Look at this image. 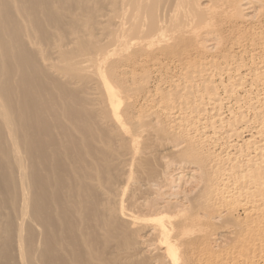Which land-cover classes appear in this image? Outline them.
<instances>
[{
	"label": "bare ground",
	"instance_id": "bare-ground-1",
	"mask_svg": "<svg viewBox=\"0 0 264 264\" xmlns=\"http://www.w3.org/2000/svg\"><path fill=\"white\" fill-rule=\"evenodd\" d=\"M108 1L114 5L112 12L116 20L109 50L102 42L83 43L82 31L85 21L82 17L88 13L89 8L92 9L90 24L95 28L96 17L100 12L98 5L105 0H0V264H115L114 257L117 254L114 255L113 246L108 247L114 241L126 244H123L125 247L122 250L125 261L131 260L135 252L145 250L139 248V244L145 241L143 236L141 243L138 242L140 239L133 243V235H137L134 230L139 229L137 226L142 221L140 217L133 215V211L129 212L131 209H125L121 199H114L116 205L112 204L113 198L109 194L116 196L117 190L105 188L108 194L99 191L102 186L99 175L102 164L95 143L101 141L95 127L98 125L97 119L92 116L86 104L94 107L100 104L96 100L82 99L78 91L70 90L67 86L70 83L83 91L88 82L85 74L90 71V67H83L82 64L92 62L91 76H94L95 84L101 86L104 92L102 108L98 107L100 114L111 117L125 134H129L130 144H135L138 137L129 132L123 121L125 115L134 114L135 102H131L130 92L124 90L121 83L114 82L104 67L110 60L114 61V65L123 59L130 61L136 51L146 52L151 57L157 55L161 61L172 62L177 58V62L183 66L179 73H173L167 78L174 86L176 97L167 91L161 97L165 101L166 116L173 119L178 128L194 133L199 131L203 138L200 140L205 142L211 141L219 132H222V144H227L226 141L236 132L249 137L240 145H229L234 150L233 155L226 153L225 157H221L216 153L217 158H209L212 165H206L209 166L206 168L210 172H202L199 178L201 188L196 186L198 190L201 189L200 194L196 199L191 197V200L188 199L190 201L186 200L189 202L187 207L183 209L181 206L178 213L174 212V217L163 213L169 210L165 208L163 212L156 213L157 216L152 219L155 226L151 230L154 237H157V244L165 248L172 264H178L181 260L180 247L190 243L194 234H203L214 218L208 213L194 215L193 210L200 205L201 199L219 210L223 209L222 215L230 214L238 208L243 210L241 213L246 218L253 216L252 226L260 238L264 239V120H259L258 127L252 125V131H247L245 124L248 125V115L235 113L226 107L229 108V120H226L223 112L227 110L224 109L225 103L232 99L238 107L236 112L241 110V105H236L242 97L240 93L245 94L242 99L251 101V87L247 89L245 81L252 76V79L258 76L264 79V70L242 73V64L234 63L233 67H229L223 59V62L219 59L220 62H216L213 57L195 59L190 54H183L187 48L197 49L201 36H206L204 33L208 34L216 21L236 22L245 19L244 14L253 12L250 10L253 1L233 0L223 4L220 0H212L206 8H200L198 0ZM246 19L250 20L249 17ZM70 44L74 47H69ZM216 48L212 46V49ZM55 55L57 59L53 57ZM82 56L87 59L79 60ZM167 65V62L163 63V67ZM59 77H67V81ZM253 82L255 84V80ZM219 90H222V95ZM255 95L258 97V93ZM261 98L264 99V96ZM260 109V113L264 112V108ZM247 112L250 110L247 109ZM235 125L243 127L238 130ZM134 127L139 129L137 125ZM186 151L193 154L194 150L188 148ZM123 188L124 185L121 190ZM144 188L146 190L147 187ZM138 199L143 200L142 197ZM151 204L147 202L143 210L153 206ZM164 205L169 207L167 203ZM141 214L144 217L143 212ZM218 221L224 223L220 218ZM230 221L228 224L232 225ZM233 225L236 228L238 226L236 222ZM125 228L132 231L128 232ZM233 234L230 236H235ZM224 235L217 236L215 240L226 242L223 240L226 237ZM260 238L257 241H261ZM230 242L233 243V238ZM220 244H216L217 249L223 247ZM239 245L238 252L242 244ZM106 246L110 250H106L107 253L103 250ZM247 246L245 249L249 248ZM232 254L233 251L230 256Z\"/></svg>",
	"mask_w": 264,
	"mask_h": 264
},
{
	"label": "rangeland",
	"instance_id": "rangeland-1",
	"mask_svg": "<svg viewBox=\"0 0 264 264\" xmlns=\"http://www.w3.org/2000/svg\"><path fill=\"white\" fill-rule=\"evenodd\" d=\"M220 1L224 4V3H227V2L233 1V0H220ZM252 1H253V4H252V8L250 10L253 12H247L246 14H244L245 19H238V21H236V22L216 21L215 23H213V26H212L213 29H210L208 31V34H207V32H205L206 34L204 33V35H206V36H201L199 44L197 43L199 47L197 49L187 48L186 51L183 52L184 56H187L190 54L191 57L195 58V59H205V58L211 59L213 57L216 62H220L223 59V60H225V62H227L229 67H233L235 64H242V73H246L249 70H252V71L264 70V0H255V1L252 0ZM210 2H212V0H198L197 3H198L200 8H203V7L206 8L210 5ZM98 6L100 8V12H99L98 16L96 17L95 28L91 27L92 23L90 24V21H91L90 17H91V10H92L91 8H89L88 13H86L85 16L82 17L83 20H85V21L87 20V23L84 21V23H83L84 25L82 26V31L84 34V39H83L84 42L83 43L102 42L103 45L105 46V48H107L109 50V49H111V40H112V34L111 33L114 30V26H113L114 22H116L115 17H114V13L112 12L114 10V5L112 2L105 0V2H103L102 4H99ZM255 14H256V17H254ZM246 17H249L250 20L246 19ZM252 18H254L255 20ZM85 24L88 26H85ZM85 28L87 29L86 31H85ZM87 31H89L90 33ZM92 32H93V34H91ZM210 43H211V45L207 47V45H209ZM214 45H216V46H214ZM68 46L71 48L74 47V45H72V44H70ZM212 46L215 48L217 47V48L214 50V49H212ZM210 49H212L213 51ZM225 56H227V57H225ZM53 57L55 59H57L56 55ZM158 58H159V56H157V55L151 57L146 52H143V51L137 52L136 51L135 54L132 56L130 61H126L123 59V61L121 60L120 63H118L117 65H114L112 63L114 61L110 60L107 63V65H105V67H104V70L108 73V75H110V78L114 82L121 83L123 89L128 90L130 92L131 102H135V108L133 110L134 114L132 113L131 115H125L123 117V121L125 120L124 124L127 126V129L129 130V132L132 135L138 137L137 142L135 144H130L129 134H125L123 132V130H121L117 126V124L113 121V119L111 117H109V116L106 117L103 114H100L101 111L99 110L98 107L102 108L101 100L104 99V92H103V89L101 88V86L95 84V82L93 80L94 76L93 75L91 76V72L93 71V65H94L92 62L82 64L83 67H85V66L90 67L88 69L90 71L85 74V76L87 77L86 81H88V82L85 85V87L83 88V91L79 89L80 87H76L75 85H72L70 83H68V85H67L70 90L78 91L79 95H80V97H82V99L86 100V98H88L89 100H94V101L96 100V102L100 104V105H96L94 107V106L88 105V103L87 104L85 103L87 108L91 109L92 116L93 117L95 116V119H97V122H98V125H96L95 127L99 133V137H100L101 142L95 143V146L97 147V149L100 152L101 164H102L100 172H99L100 180L102 181V186H100L101 190L99 188V191H104L108 194V192L106 191L105 188L117 190L118 194L116 196L109 194L111 196V198H113V200L115 199L116 201L121 199V201L124 204L123 205L124 208L127 210L131 209V211H129V210L128 211L129 212L133 211L134 213L132 212V214L133 215L136 214L135 216L140 217V220H142L141 222L139 221L140 223L137 226V228L139 227V229L134 230L135 235H136V233H137V235L135 237L133 235V240H134L133 243L136 242V240L138 241L139 239L140 240L138 242L141 243V240L143 241V237H144V240L146 241L147 246L145 245V241H144V243L142 242L141 244H139V248H142V250H144V249L145 250L141 251L140 252L141 254L139 252L138 253L135 252L137 254L136 256L134 253L131 256V260L125 261L123 259L125 256H123V253H122V250L125 247L123 244H125V243H123L121 241H119V242L114 241L111 244H109L108 247L110 246V248H111L113 246L112 250L114 252V255L117 254V256L114 257L116 260L115 264H121V263L122 264H129V263L130 264H134V263L135 264H168V263L172 264L173 262L170 261L171 260L170 258H168V255L165 252V248L162 247L161 244L160 245L157 244V243H159L157 240V237L156 236L154 237V235L152 233L153 232L152 230L154 228L152 226L153 225L155 226V223L152 221V219H154L155 215L157 216V214L163 212L164 208L166 210L167 209H169V210H167L168 212L164 211L163 213H165L167 215L169 214L168 216H170V217H174L176 215L175 213H178L179 209H182L183 207H187L188 203H189L188 201L191 200L190 198L192 197V199H196L197 198L196 196L200 194L201 183L199 181L200 180L199 178L201 175L207 174L210 172V170L207 169L206 167H209L212 165V163L209 162L211 157H212V159H213V157L217 158V156H216L217 154L220 155L221 157L224 155L226 156V153L227 154L230 153L231 155H233L234 150H233V148L229 147V145L235 144V143L240 145L242 143V141L245 140V138L246 139L249 138L248 136L238 135V134H236L237 133L236 132L235 133L236 135L235 134H234L235 136L232 135L233 137H231L228 140L226 139L227 141L225 139H223V141L228 142L227 144H222L223 142L221 141V138H220V137H222L220 134L222 132H219V134L217 133V136H215V138L211 139V141L213 142L212 143L211 141H209V142H205L204 140L201 141L203 138L201 137L202 134L199 131L197 133H194L191 131H184L180 127L178 128L177 124L173 122V119L168 118L166 116V111L164 110V107L166 106L165 101L161 97L164 96L165 95L164 93H167V92L172 94L173 97H176V96H174L176 94V92L174 93V89H173L174 86H172V84L169 83L167 78H168V76H172L173 73H179L182 70L183 66H181L179 64V62H177V58L173 59L172 62H170L169 60H167V61L162 60L163 61L162 62L161 60H158ZM160 58H161V56H160ZM78 59L83 60V59H87V57L82 56ZM223 60L221 62H223ZM165 62L168 63L167 67H163V63H165ZM253 62H254V64H253ZM184 66H187V65L185 64ZM219 67H221V66H219ZM243 68H244V70H243ZM112 69H113V71H112ZM188 69L191 70L190 68H188ZM220 69H222V68H220ZM125 72H128V74H124ZM60 77H62V75H60ZM252 78H254V76H252L251 78H249L245 81V83L247 84L246 88L248 89L249 87H251L249 89V94H250L249 99H251V101L246 100V99H242L245 96V94L240 93V96H242V97H240V101L238 102L239 104L238 103L236 104L239 106L241 105V110L243 112L241 110L236 112V109L238 107L235 106L236 102L234 103L233 99L229 100L228 102L225 103L224 109H227V110L226 111L223 110V112H225L224 115L226 117L225 118L226 120L227 119L229 120V118H228L229 117L228 116L229 115V112H228L229 108H230V110H233L235 113L240 112V113H243L244 115H248L247 116V117H249V118H247L248 125L245 124L247 131H249V130L252 131V129H253L252 125H254L255 127H258L259 126V120L260 121L264 120V114H263L264 112L260 113L261 111H259L260 108H261L260 110H262V108H264L263 107L264 101H262L264 99L261 98L264 96L263 95L264 94V79L262 77H259V76H258V78H255V79H252ZM60 79H63V78H60ZM64 80L66 82L67 77L64 78L63 81ZM254 80H255V84L253 82ZM256 80H258V81H256ZM215 81L218 82L217 79H215ZM258 82H259V84H258ZM132 85L134 86V88ZM182 85H183V83H182ZM257 89H258V91H257ZM135 90H137V91L135 92ZM259 90H260V92H259ZM220 91H222V90H219V93L222 95V92H220ZM255 92L258 93L259 99L255 95L256 94ZM148 95L151 96V98H147ZM158 95H161V96H158ZM158 98H159V101H157ZM234 99H235V97H234ZM258 100H259V102L256 103V101H258ZM251 104H252V106H251ZM156 105H158V106H156ZM154 106L156 109L154 108ZM254 106H255V108L252 109ZM226 107H229V108H226ZM232 107H234L235 109L234 108L232 109ZM243 107H244V109H243ZM153 108H154V110H153ZM247 109H248V111L250 110L249 113L247 112ZM226 112H228V113H226ZM251 112H254V113L251 114ZM256 112L258 113V115ZM137 114H139V115H137ZM256 116L257 117L259 116L260 118L258 117L259 118L258 119V118H256ZM136 117L138 118V120L136 119ZM261 117H262V119H261ZM256 119H258V120H256ZM129 121L131 123H127ZM133 121H135L138 124H139V122H141V123L138 125ZM256 121H258V122H256ZM149 122H151V124ZM153 122H155L156 124ZM66 124H69V123L66 121ZM136 125L139 126V129H136L134 127ZM239 125H243V124H239ZM237 126L238 125H235V127L238 130H240L241 127H243V126H240V127H237ZM134 128H135V130H134ZM248 128H251V129H248ZM149 136L154 138V140L152 138H149ZM197 137H198V139H197ZM217 137H219L220 139L218 140ZM155 138H156V141H155ZM195 140H197V141H195ZM178 145L179 146L181 145L180 147H183V148H180ZM225 145L227 147H225ZM172 148L174 149V151ZM188 148L194 150L192 152L193 154H191V152L186 151ZM201 152L204 154H202ZM137 153H138V155H137ZM200 155H202V156H200ZM206 165H209V166H206ZM149 170L150 171L152 170V171L149 172ZM121 171H122V173H121ZM199 172H200V174H199ZM202 172H203V174H202ZM193 173H195V174H193ZM123 179L126 181L123 182ZM146 179H148L149 181ZM137 180L139 181V183H137ZM147 181H148V183H147ZM198 181H199V184L197 183ZM149 182H150V184H149ZM139 184H140V186H138ZM141 184H143L144 186ZM147 184H148V186H146ZM113 185H115V187H113ZM121 185H122V187L124 185L123 190H121V188H122ZM197 185L200 187L199 190L197 188L198 187ZM141 186H142V189H141ZM144 187H147L146 190ZM194 187L197 190H195ZM118 190H120V191H118ZM193 191L196 192V194ZM190 192H192L193 194ZM124 193H125V195H124ZM190 194H192V196ZM187 195H189L190 197ZM184 196H185V200L183 199ZM139 197L140 198L142 197L143 200L138 199ZM135 198H136V200H135ZM148 198H150V199L146 200ZM188 199H190V200H188ZM113 200H111L112 204L116 205V201L115 200L113 201ZM151 200H153L154 202H150ZM186 200H188V201H186ZM137 201H138V203H137ZM201 201L202 202L200 203V205H198L193 210L194 215L198 214V216H201L203 213H208V214H210L211 218H213V217L214 218L210 221V224L208 225V227L206 228V230L204 231L203 234H201V235H199L197 233L194 234V237L192 236L193 238L190 241V243L185 244V245L180 247V259L181 260H179L178 264H217L216 263L217 260L219 261L218 264H220L221 262H222V264H224V263L225 264H229V263L230 264H232V263L233 264H264V241H263L264 239L260 238L256 228L253 227L254 224L252 223V220H251L253 218V216H251L250 219L248 218V216L246 218L245 216H243V212L241 213V211H243V210H240L238 208H237V210L236 209L233 210L230 214L228 213V214L222 215V214H224V211H222L223 209H220L222 212L221 213L220 210L218 209V207L212 206L211 203H209V202L208 203L204 202V199H201ZM147 202L152 203L154 207L150 206V207H148L149 209L144 208V210H143V207L145 204H147ZM163 202H164V204H166V203L169 204V207H168V205L162 204ZM168 202H170V203H168ZM186 203H187V205H185ZM197 204H198V202H197ZM128 205L130 206V208ZM133 205H135V206H133ZM161 205L163 208L161 207ZM181 206H182V208H180ZM132 207H135V208L139 207V208L135 209ZM151 207H152V211H153V209L156 210V211H153L155 214L152 211H150ZM148 210L150 211L151 214L148 213L149 212ZM142 212H143L144 217H142V214H141ZM220 214L222 216L218 217ZM171 215H173V216H171ZM152 216H153V218H150ZM148 218H150V221ZM219 218L222 221H224V223L219 222V221L216 222V220ZM224 219H226V221ZM229 220L232 221V222L230 221V223H232V225H233V222H236L238 225L237 228L234 225H233L234 227L232 225H229L228 224ZM175 224L180 225V224H182V222H179V223L176 222ZM252 224H253V226H252ZM142 225H143V227H142ZM218 226H219V228H217ZM242 226H243V228H242ZM212 228H213V230H212ZM234 228H235V230H234ZM216 229H217V231L219 230V232H217ZM243 229H244L243 232H245V233H242ZM126 230L128 232H130L129 230L132 231V229H130V228H129V230H128V228ZM143 232H145V233H143ZM211 232H212V234H211ZM234 232L236 234H233ZM229 233H231V234H229ZM150 234L152 235V237ZM221 234L222 235L226 234L224 236L228 237L229 241H228V239H226V237L223 240H225V241L227 240L228 243H227V241L222 242L220 240H218V241L215 240L217 238V236H219ZM232 234L235 236L231 237ZM147 235H148V237H147ZM208 236L210 238L212 237V239H211L212 241L210 240V238ZM230 237H231V239L233 238V243L230 242L231 241ZM246 238H247V240H246ZM259 238L262 240L257 241ZM240 239L243 240V241H241L242 243L239 242ZM244 239H245L246 243H245ZM215 242H217V243L220 242L221 243L220 245H222L223 247H221L220 249L219 248L217 249L216 248L217 243H215ZM223 243H225L226 246ZM237 243H238V245H237ZM239 244H242L241 250H244L246 248L247 244L249 245V248L245 249L244 251L239 250V252H238V248L240 249ZM244 244L246 246H244ZM235 245H237L238 247ZM232 246H234V247L232 248ZM108 247L106 246L103 250L105 252H106V250L108 251L109 250ZM225 247H226V249H225ZM229 247H230V249H229ZM227 248L229 249L230 252L228 251ZM103 250H101V252L103 254H106L107 252L104 253ZM232 251H233V254H232V256H230V253H232ZM146 252H148V255ZM216 253H218L217 255L218 256L220 255V257H218L216 255V258H214V255ZM234 253H236L240 258H238V256L235 254L237 256V258H236ZM242 254H244L245 256H243ZM241 255L243 257H241ZM149 257H151V258H149ZM226 257H227V259H226ZM243 258H246V259H243ZM239 259H240V261H239ZM230 260H231V262H230ZM241 261H243V263Z\"/></svg>",
	"mask_w": 264,
	"mask_h": 264
}]
</instances>
